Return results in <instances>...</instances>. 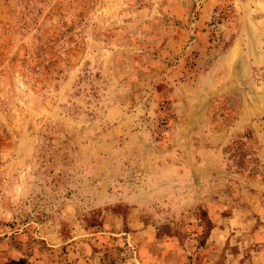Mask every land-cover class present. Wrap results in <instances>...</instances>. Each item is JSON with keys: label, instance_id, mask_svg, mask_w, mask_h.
Here are the masks:
<instances>
[{"label": "rangeland", "instance_id": "obj_1", "mask_svg": "<svg viewBox=\"0 0 264 264\" xmlns=\"http://www.w3.org/2000/svg\"><path fill=\"white\" fill-rule=\"evenodd\" d=\"M0 264H264V0H0Z\"/></svg>", "mask_w": 264, "mask_h": 264}]
</instances>
